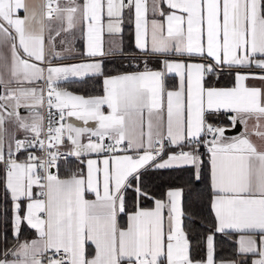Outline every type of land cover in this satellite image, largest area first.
<instances>
[{
    "label": "snow or ice",
    "instance_id": "snow-or-ice-1",
    "mask_svg": "<svg viewBox=\"0 0 264 264\" xmlns=\"http://www.w3.org/2000/svg\"><path fill=\"white\" fill-rule=\"evenodd\" d=\"M0 244L264 264V0H0Z\"/></svg>",
    "mask_w": 264,
    "mask_h": 264
},
{
    "label": "trees",
    "instance_id": "trees-1",
    "mask_svg": "<svg viewBox=\"0 0 264 264\" xmlns=\"http://www.w3.org/2000/svg\"><path fill=\"white\" fill-rule=\"evenodd\" d=\"M70 87L72 89L78 90V91H85V90H87L89 88L88 85H83V84H72V85H70ZM34 237H35L34 230H30V229H25L24 230V234H23V237L22 238H29V239H31V238H34ZM12 243H15V241H13L11 239V237H10L9 238V244H12ZM0 246H2V244H0ZM222 247H223V250L225 252L228 251V245H223Z\"/></svg>",
    "mask_w": 264,
    "mask_h": 264
},
{
    "label": "water",
    "instance_id": "water-1",
    "mask_svg": "<svg viewBox=\"0 0 264 264\" xmlns=\"http://www.w3.org/2000/svg\"><path fill=\"white\" fill-rule=\"evenodd\" d=\"M22 113H23V114H27V112H26L25 110H22Z\"/></svg>",
    "mask_w": 264,
    "mask_h": 264
},
{
    "label": "crops",
    "instance_id": "crops-1",
    "mask_svg": "<svg viewBox=\"0 0 264 264\" xmlns=\"http://www.w3.org/2000/svg\"><path fill=\"white\" fill-rule=\"evenodd\" d=\"M23 114V113H22ZM24 115H27V114H24ZM35 238V237H34Z\"/></svg>",
    "mask_w": 264,
    "mask_h": 264
}]
</instances>
